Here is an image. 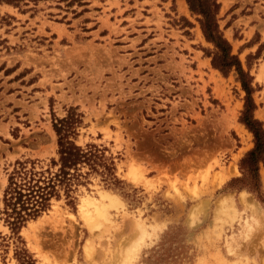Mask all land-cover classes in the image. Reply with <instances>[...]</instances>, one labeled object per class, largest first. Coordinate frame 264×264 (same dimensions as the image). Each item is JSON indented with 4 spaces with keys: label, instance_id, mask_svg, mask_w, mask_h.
<instances>
[{
    "label": "rangeland",
    "instance_id": "1",
    "mask_svg": "<svg viewBox=\"0 0 264 264\" xmlns=\"http://www.w3.org/2000/svg\"><path fill=\"white\" fill-rule=\"evenodd\" d=\"M217 2L264 128V0ZM197 19L185 0H0V209L15 161L56 156L69 107L76 144L106 148L120 181L92 175L28 221L37 264H264V163L258 190L232 182L253 146L244 92ZM14 249L0 215V264Z\"/></svg>",
    "mask_w": 264,
    "mask_h": 264
},
{
    "label": "trees",
    "instance_id": "2",
    "mask_svg": "<svg viewBox=\"0 0 264 264\" xmlns=\"http://www.w3.org/2000/svg\"><path fill=\"white\" fill-rule=\"evenodd\" d=\"M16 5L19 0H1ZM189 11L198 16L203 38L212 45L207 51L211 65L222 75L235 72L244 92L243 108L239 121L251 133L253 146L239 161L241 178L232 179L242 187L258 190L259 166L264 163V128L254 117L256 105L253 78L245 70L237 55L232 53L230 43L224 38L218 24L219 3L217 0H185ZM83 115L77 107H69L63 117L52 113V129L56 135V156L48 161L39 159L17 160L7 174L2 194L1 219L14 238V257L18 264H37L24 247L19 232L25 224L38 218L63 194L72 203V194L78 185L89 182V177L99 175L107 185L120 183L116 177L113 159L106 155L107 149L93 143L76 144L78 129Z\"/></svg>",
    "mask_w": 264,
    "mask_h": 264
},
{
    "label": "bare ground",
    "instance_id": "3",
    "mask_svg": "<svg viewBox=\"0 0 264 264\" xmlns=\"http://www.w3.org/2000/svg\"><path fill=\"white\" fill-rule=\"evenodd\" d=\"M181 6L184 7V8H186L185 3H184L183 1L181 2ZM240 128L243 130L242 127H240ZM242 132H245V131L243 130ZM248 135H249V134H248ZM232 170H233V172H234V171H235V167H232L231 170H230V172H231ZM131 176H133L132 178L135 179V176H134V175L131 174ZM219 178H220L219 181H222V180H223V176H220ZM243 198H244V197H243ZM244 201H245V200H244ZM83 206H84V202L82 201L81 205H79L81 213H83V211H84V210H83ZM138 230L140 231V228H139ZM139 231H138V232H139ZM139 233H140V232H139ZM141 233H142L141 237H144V233H145L144 229H142ZM127 262H128V261L124 262L123 264H127Z\"/></svg>",
    "mask_w": 264,
    "mask_h": 264
}]
</instances>
